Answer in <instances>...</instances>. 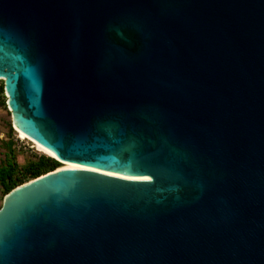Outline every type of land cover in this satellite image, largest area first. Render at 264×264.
<instances>
[{"label": "water", "instance_id": "1", "mask_svg": "<svg viewBox=\"0 0 264 264\" xmlns=\"http://www.w3.org/2000/svg\"><path fill=\"white\" fill-rule=\"evenodd\" d=\"M0 80L79 166L5 195L0 264H264V0H0Z\"/></svg>", "mask_w": 264, "mask_h": 264}, {"label": "trees", "instance_id": "2", "mask_svg": "<svg viewBox=\"0 0 264 264\" xmlns=\"http://www.w3.org/2000/svg\"><path fill=\"white\" fill-rule=\"evenodd\" d=\"M0 102L6 106L4 82L0 85ZM6 157L0 165V184L5 195L17 186L53 171L61 166V163L52 155L45 154L28 159L25 162L19 160L21 149L11 138L5 143Z\"/></svg>", "mask_w": 264, "mask_h": 264}, {"label": "rangeland", "instance_id": "3", "mask_svg": "<svg viewBox=\"0 0 264 264\" xmlns=\"http://www.w3.org/2000/svg\"><path fill=\"white\" fill-rule=\"evenodd\" d=\"M3 80H0V85ZM12 139L16 142L18 149H21L19 160L21 162H25L28 159H34L40 155H44V153L39 152L33 145V143L27 139H21L19 133L17 132L14 124L12 113L9 110L8 106H4L0 102V165L4 161L6 157V148L5 143ZM21 146V148H20ZM63 162L61 163V166ZM5 193L0 184V208L3 205Z\"/></svg>", "mask_w": 264, "mask_h": 264}, {"label": "bare ground", "instance_id": "4", "mask_svg": "<svg viewBox=\"0 0 264 264\" xmlns=\"http://www.w3.org/2000/svg\"><path fill=\"white\" fill-rule=\"evenodd\" d=\"M14 126L17 130V132L19 133V136L21 139H27L29 141H31L34 145V147L41 153H45V154H49L52 155L53 158H57L56 154L51 151L50 149L46 148L44 145H42L41 143H39L37 140H35L32 136H30L28 133H26L25 131H23L20 127L17 126L16 122H15V117H14ZM58 159V158H57ZM63 165L58 167V171L68 165H73V164H78L76 162H70V161H62ZM81 165V164H80ZM98 169V168H96ZM101 171H104L106 173H111V174H116V175H124V174H129L128 172L124 171V172H117L115 170H103V169H99Z\"/></svg>", "mask_w": 264, "mask_h": 264}, {"label": "snow or ice", "instance_id": "5", "mask_svg": "<svg viewBox=\"0 0 264 264\" xmlns=\"http://www.w3.org/2000/svg\"><path fill=\"white\" fill-rule=\"evenodd\" d=\"M71 167H73V168H77V167H79L78 165H72ZM145 179H147L146 177H145Z\"/></svg>", "mask_w": 264, "mask_h": 264}, {"label": "built area", "instance_id": "6", "mask_svg": "<svg viewBox=\"0 0 264 264\" xmlns=\"http://www.w3.org/2000/svg\"><path fill=\"white\" fill-rule=\"evenodd\" d=\"M20 148H21V146H20Z\"/></svg>", "mask_w": 264, "mask_h": 264}]
</instances>
